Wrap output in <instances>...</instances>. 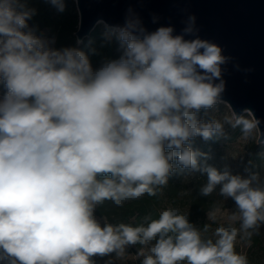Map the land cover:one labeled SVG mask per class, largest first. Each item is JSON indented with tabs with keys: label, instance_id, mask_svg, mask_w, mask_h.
Wrapping results in <instances>:
<instances>
[{
	"label": "clouds",
	"instance_id": "obj_1",
	"mask_svg": "<svg viewBox=\"0 0 264 264\" xmlns=\"http://www.w3.org/2000/svg\"><path fill=\"white\" fill-rule=\"evenodd\" d=\"M46 2L66 9L65 0ZM37 12L30 0H0V264H95L137 244L141 264H248L235 244L264 226V185L255 173L218 169L195 147L226 138V125L245 138L257 127L243 114L208 118L232 57L199 36L195 14L180 32L149 30L129 8L122 24L98 21L101 47L115 44L117 55L94 65L96 48L56 47L30 23ZM186 170L207 177L201 196L218 188L234 202L215 240L172 208L136 225L97 218L105 201L155 196ZM207 215L214 221L216 211Z\"/></svg>",
	"mask_w": 264,
	"mask_h": 264
},
{
	"label": "water",
	"instance_id": "obj_2",
	"mask_svg": "<svg viewBox=\"0 0 264 264\" xmlns=\"http://www.w3.org/2000/svg\"><path fill=\"white\" fill-rule=\"evenodd\" d=\"M79 23L75 32L83 40L104 21L124 22L127 9H134L145 26L173 24L180 32L190 14L197 17L201 38L218 43L226 56L224 101L234 114L251 113L257 122L258 143L264 142V0H74ZM153 15L159 18L152 22ZM247 109V112L243 110Z\"/></svg>",
	"mask_w": 264,
	"mask_h": 264
},
{
	"label": "trees",
	"instance_id": "obj_3",
	"mask_svg": "<svg viewBox=\"0 0 264 264\" xmlns=\"http://www.w3.org/2000/svg\"><path fill=\"white\" fill-rule=\"evenodd\" d=\"M66 9L64 12H58L56 8L46 2V0H30L31 6L35 7L38 12L34 19L30 22L37 26L39 31H47L49 36L56 38V47L76 46L77 39L75 32L78 29L79 15L74 0H65ZM104 28L97 25L90 34L82 40L79 47L88 51L89 47L96 48L99 55L91 57L94 65L105 56L112 57L117 55L116 45H107L101 47L102 32ZM241 133L238 127L233 137H237ZM216 144L218 141H211ZM252 151H255V145L252 146ZM203 177H197L190 183H182L177 174H173L168 183L161 187L155 196L147 194L139 200L125 202L123 207L115 206L111 201H105L96 209V216L104 218L109 223H126L136 225L142 222L143 217L151 214L152 218H158V215L163 211V206L167 203L177 205V203H185L186 210L180 214L188 216L191 223L196 227L206 220L208 212L220 206L219 198L215 191L207 196L199 194V188L206 184ZM253 245L258 246L261 255L264 258V244L258 238H253ZM130 247V246H129ZM136 249H141V245L137 244Z\"/></svg>",
	"mask_w": 264,
	"mask_h": 264
},
{
	"label": "rangeland",
	"instance_id": "obj_4",
	"mask_svg": "<svg viewBox=\"0 0 264 264\" xmlns=\"http://www.w3.org/2000/svg\"><path fill=\"white\" fill-rule=\"evenodd\" d=\"M102 28V24H98ZM46 34L48 32L45 30ZM246 119L252 120L251 113L247 112L243 114ZM225 117L235 119L234 112L231 108L224 102L221 101L208 113V118L223 121ZM238 127L232 128L230 125H226V138L219 140L216 144L211 141H203L197 139L195 147L199 148L202 152L208 153L211 159L208 163L223 170L227 166L234 174H241L244 176L251 175L253 173L257 174L259 180L257 184L264 185V142L258 143V129H254L252 135L245 138L242 133L237 137H233ZM255 145V151H252V146ZM180 181L182 183H190L197 177L205 178L207 182V177L201 175L198 172L184 171L183 173H178ZM219 198L220 206L212 211H216L215 220H211L206 215V220L197 225V228L201 230V235L203 238H211L215 240L213 236L214 230L219 226H228L231 222L228 220V216L231 210L235 209L234 202L231 199H225L219 195V189L215 191ZM172 208L184 212L186 210L185 203H177V205L166 204L163 206V210ZM210 211V212H212ZM208 212V213H210ZM207 213V214H208ZM101 219L102 222L106 221L104 218L97 217ZM205 225H208V231L204 232L203 229ZM232 226L239 228V223H234ZM258 237L264 244V226H262L257 234H254L250 241L241 240L237 237L235 250L237 253L245 256L247 258L248 264H264V258L262 253L258 250V246L253 245V238ZM140 249L135 247H128L123 256H117L114 253L105 257H94L95 264H141L142 256L138 255ZM146 251V249H145Z\"/></svg>",
	"mask_w": 264,
	"mask_h": 264
}]
</instances>
